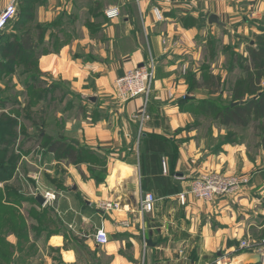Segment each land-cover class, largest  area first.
<instances>
[{"label":"crops","instance_id":"0c3cea01","mask_svg":"<svg viewBox=\"0 0 264 264\" xmlns=\"http://www.w3.org/2000/svg\"><path fill=\"white\" fill-rule=\"evenodd\" d=\"M11 1L0 0V12ZM257 3L17 0L18 16L28 11L35 26L43 29L37 49L40 71L54 81L71 82L80 99L81 118L74 120V135L80 139L74 138V146L108 161L102 181L82 164L75 165L73 188L78 192L71 189L70 199L62 192V197L68 196L71 220H76L71 221L72 239L68 243L60 233L50 241L68 255L65 264H80L74 235L85 242L90 264H216L211 255L219 256L220 251L233 256L234 263L249 264L254 253L235 256L234 252L235 243L246 233L239 221L240 210L264 202L258 174L236 198L206 203L188 195L184 205L179 200L201 174L237 173L240 159L242 171L248 174L253 164L243 158L246 148L235 144L224 145L217 153L202 152L192 136L177 131L190 119L182 110L192 92L185 81L187 59L199 56L207 35L232 29L240 35L254 31L247 27V19L257 14L256 20L264 10V0H260L259 12H255ZM111 10L118 16L108 17ZM211 15L226 27L210 25ZM151 62L155 81L147 104L150 121L140 131L144 100H117L114 84L127 72ZM257 190L262 191L260 199L252 195ZM149 193L157 201L153 213L143 215L140 199ZM104 203L117 204L119 209L105 210ZM260 214L264 216V209ZM84 225L105 229L109 243L100 246L95 237L87 239L80 231Z\"/></svg>","mask_w":264,"mask_h":264},{"label":"rangeland","instance_id":"374dc122","mask_svg":"<svg viewBox=\"0 0 264 264\" xmlns=\"http://www.w3.org/2000/svg\"><path fill=\"white\" fill-rule=\"evenodd\" d=\"M257 2L255 12H259L260 0ZM253 16L247 17L250 22L247 27L254 28V31L240 35L232 29L221 30L217 35H207L199 56L187 59L189 66L185 81L188 90L191 89L192 92H188L190 99L187 100L188 103L183 102L182 110L189 113L190 119L183 130L177 133L185 132L192 136L202 152L217 153L224 145H243L246 148V158H243L253 164L249 173L244 174L242 171L244 162L240 159L237 173L217 174L249 177L250 181H255L259 176V184L264 188V149L261 147L262 131L259 127L261 121L253 120L248 127L226 128L203 102L210 100L220 108L233 103V91L237 82L247 78L245 68L250 64L248 50L258 48V36L263 35L264 10L256 20L253 18L257 14ZM13 26L19 34L28 29H35L33 32H36V28L40 27L35 26L33 19L19 28H15L13 22L5 31L6 34H12ZM10 38L11 36L5 40L0 39V60L4 58V45ZM38 57L37 49L30 55L28 52V55L17 59L10 70L0 72V121L17 123L16 128L11 130L0 128L1 133L11 132L0 135L3 138L0 139V161L4 164V169H7L8 163L11 164V178L7 182H0V264H65L68 255L53 247L54 243L50 239L53 235L63 233L64 239L69 243L73 234L70 233L72 212L67 211L66 198L69 196L70 199V195L74 194L71 189L74 187L75 165L68 159L49 153L46 145L62 140L74 146V138L80 139L74 135V120L78 122L81 118L82 109H79L80 99L74 95L71 82L44 77L39 69ZM192 75L195 76L194 81ZM211 77L214 78L213 84ZM218 78L220 81H217ZM261 88L264 89V81ZM44 135L51 140L41 139ZM83 156L80 164L95 179L102 181L106 176L107 158L105 160L103 156L89 154ZM80 167L82 168L81 165ZM254 174L258 176H253ZM259 191L261 190L253 191V197L262 198ZM62 192L68 196L62 197ZM48 194L54 196L50 201L47 200ZM38 195L46 199L44 206L36 201ZM256 204L247 211L242 208L239 212V221L245 225L246 233L244 239L235 243V256L244 252L241 249L242 241L260 244L264 239V216L260 214V210L264 209V202ZM82 207H87L84 201ZM88 226L80 228V231L85 233L82 235H88L87 239L94 238L98 230L94 226ZM74 242L79 246L76 254L80 264H90L92 258L91 254L86 256L85 242L78 241L75 235ZM219 253V256L211 255L216 264L222 257L228 258V264H239L238 260L234 263V258H231L233 256L226 255V251ZM254 254L264 257L259 252ZM93 258L96 259L97 255Z\"/></svg>","mask_w":264,"mask_h":264},{"label":"trees","instance_id":"16d2710c","mask_svg":"<svg viewBox=\"0 0 264 264\" xmlns=\"http://www.w3.org/2000/svg\"><path fill=\"white\" fill-rule=\"evenodd\" d=\"M22 16H18L17 11L15 18L11 22V24L14 22L16 25L15 28L22 27L26 23L24 21L27 20L28 22L33 19L30 13L26 10L22 11ZM9 26L7 28H9ZM38 28L39 29L36 28V32H33L35 29H28L24 33L22 32L19 34L13 26L14 30L11 32V35L6 34L5 31L7 29L4 31L5 33H0V39L3 40L11 36L10 40H7L4 45L2 55L7 60L3 57V59L0 60V72L3 70H10V68L15 65L17 59L21 56L28 55V52L30 55L33 51L38 49V40L42 37V29L40 27ZM262 33L263 35L258 36V48H249L248 50L250 64L245 68L247 78L241 79L237 82L233 91V103L229 106L220 108L219 106H215L214 102H211L210 100H203V102L209 106V111L211 114L215 115L216 120L226 128L248 127L253 120L261 121L259 126L262 131L261 147L264 149V89L261 88L264 81V30H262ZM204 78L205 76L203 77V80L205 81ZM192 79L194 81L195 76L192 75ZM210 79L213 84L214 78L211 77ZM217 81H220V78H218ZM246 97L250 98L247 101H241ZM241 102L244 103L241 104ZM16 126L17 123L13 121H0V128L6 127L7 130H11V128L14 129ZM10 133L11 132H0V135H8ZM0 139L3 140V138ZM41 139L51 140L47 135L42 136ZM158 144L159 147L162 146L161 140ZM46 147L48 148L49 153L60 156L61 159H68L74 165L82 163L83 155H92L87 150L75 148L73 145L67 144L62 140L53 141L52 143L47 144ZM8 165L7 169H4V164L0 161V182H7L9 178H11V164L8 163Z\"/></svg>","mask_w":264,"mask_h":264},{"label":"built area","instance_id":"2783aa9c","mask_svg":"<svg viewBox=\"0 0 264 264\" xmlns=\"http://www.w3.org/2000/svg\"><path fill=\"white\" fill-rule=\"evenodd\" d=\"M251 0H221L224 3H246ZM17 0H12L1 12H0V33L4 32L11 24L17 14ZM157 19L162 21V16L158 10L155 11ZM108 17L113 18L118 16L116 10L108 11ZM154 64H144L142 67L136 68L127 72L123 77L116 80L114 84L115 97L121 102H128L131 100L142 98L144 100V106L139 114L141 127L140 131L144 130V126L150 121V115L147 110L148 97L151 93L152 86L155 79ZM250 183L249 177L240 176H226L217 173L201 174L197 178L193 179L190 185V189L187 193L179 195L180 202L184 205L186 198L191 195L199 201L206 203H212L216 200L223 198H236ZM53 199V195L47 196V200ZM156 196L149 193L145 194L140 199V212L143 215L152 214L154 206L156 204ZM105 210H118L119 205L113 203H104L101 206ZM126 226L127 223H124ZM96 243L100 246H105L109 243V237L105 229L101 228L95 235ZM241 249L244 252H259L264 255V239L260 244L242 241ZM227 257H222L218 264H228L226 262Z\"/></svg>","mask_w":264,"mask_h":264},{"label":"water","instance_id":"95a60500","mask_svg":"<svg viewBox=\"0 0 264 264\" xmlns=\"http://www.w3.org/2000/svg\"><path fill=\"white\" fill-rule=\"evenodd\" d=\"M208 23L210 25H218V26H222V27H226L225 24H223L220 21V18L216 15H211L209 17ZM142 67V66H141ZM244 102H241V104H243ZM235 105V104H234ZM76 187L73 188V191H76ZM36 201L38 202L39 205L44 206L47 202L46 199L42 196V195H38L36 197ZM252 260H249V264H264V257L259 255V254H253L251 255Z\"/></svg>","mask_w":264,"mask_h":264},{"label":"bare ground","instance_id":"6f19581e","mask_svg":"<svg viewBox=\"0 0 264 264\" xmlns=\"http://www.w3.org/2000/svg\"><path fill=\"white\" fill-rule=\"evenodd\" d=\"M52 199V198H51ZM248 260H252V258H249Z\"/></svg>","mask_w":264,"mask_h":264}]
</instances>
